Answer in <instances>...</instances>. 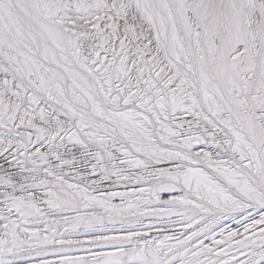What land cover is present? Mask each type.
<instances>
[{"label":"snow or ice","instance_id":"snow-or-ice-1","mask_svg":"<svg viewBox=\"0 0 264 264\" xmlns=\"http://www.w3.org/2000/svg\"><path fill=\"white\" fill-rule=\"evenodd\" d=\"M0 264H264V0H0Z\"/></svg>","mask_w":264,"mask_h":264}]
</instances>
